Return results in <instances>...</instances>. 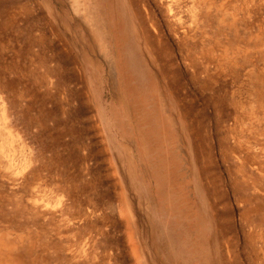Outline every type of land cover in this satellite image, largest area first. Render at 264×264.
Returning a JSON list of instances; mask_svg holds the SVG:
<instances>
[{
    "label": "rangeland",
    "instance_id": "rangeland-1",
    "mask_svg": "<svg viewBox=\"0 0 264 264\" xmlns=\"http://www.w3.org/2000/svg\"><path fill=\"white\" fill-rule=\"evenodd\" d=\"M94 1L0 0V264H264V0Z\"/></svg>",
    "mask_w": 264,
    "mask_h": 264
},
{
    "label": "bare ground",
    "instance_id": "bare-ground-1",
    "mask_svg": "<svg viewBox=\"0 0 264 264\" xmlns=\"http://www.w3.org/2000/svg\"><path fill=\"white\" fill-rule=\"evenodd\" d=\"M191 1V0H190ZM76 2V1H75ZM172 2H173V0H169V2L167 3V5L169 4H171L172 5ZM86 4H85V6L90 10V12H91V14L90 15H92V11H94L95 10V1L94 0H86V2H85ZM73 4V3H72ZM76 5V4H75ZM78 5V4H77ZM165 5H166V3H165ZM169 5H168V7L167 8H169ZM190 6V5H189ZM86 7H84V9L86 10ZM77 8V7H76ZM172 8V7H171ZM94 9V10H93ZM168 10V9H167ZM78 11V10H77ZM87 11V10H86ZM171 11H172V9L170 10V15H171ZM193 11V10H192ZM76 12V11H75ZM169 12V11H168ZM202 12V11H201ZM78 12H76V14H77ZM195 13V12H194ZM89 14V13H88ZM200 14V13H199ZM79 15V14H78ZM89 16V15H88ZM194 16H196L195 14H194ZM79 17V16H78ZM91 17V16H90ZM202 17V16H201ZM148 18V17H147ZM194 18V17H193ZM81 19V18H80ZM90 19V18H89ZM85 20V19H84ZM83 20V21H84ZM85 23V22H84ZM86 24V23H85ZM88 25V24H87ZM151 26V25H150ZM90 28V27H89ZM170 28H172V27H170ZM173 29H174V27H173ZM99 34V35H98ZM98 34H96V39H99V40H101V38H102V36H103V33H98ZM137 36V35H136ZM135 36V37H136ZM142 37L144 38V39H148V41H149V43H150V45H151V47H153V45H152V37L149 35V33H147L146 31H142ZM139 38H140V36H139ZM138 38V39H139ZM33 39V38H32ZM31 39V40H32ZM35 39H36V37H35ZM34 40V39H33ZM37 40V39H36ZM38 40H41V39H38ZM30 41V40H29ZM10 114V113H9ZM0 135H2L1 137L2 138H0V139H2L1 141H0V160H1V162H3V160L5 161L6 160V163L4 164L3 163V165H1L3 168L5 167V168H7V165L9 164V161H10V159L11 158H9V155H10V151H9V147H14L13 145L12 146H10L13 142V140H15V136H16V133H15V131L11 128V126H10V124H9V119H8V113H7V110L5 109V106H4V104H3V102H0ZM17 140V139H16ZM18 144V143H17ZM16 145V144H15ZM11 150V149H10ZM1 167V168H2ZM16 168V167H15ZM8 169V168H7ZM3 171V170H2ZM4 171H5V169H4ZM8 171V170H7ZM26 170H24L23 168H21V169H19L18 171H16L14 174H15V176H14V178L15 177H24V176H26V172H25ZM11 174V173H10ZM6 175V174H5ZM12 175V174H11ZM32 175V174H31ZM13 176V175H12ZM3 177V176H2ZM10 178H8V180H9ZM35 179V178H34ZM16 180H18V179H16ZM21 180V179H20ZM34 205V204H33ZM85 208V207H84ZM83 209V208H82ZM44 210V209H43ZM39 211V210H38ZM84 211V210H83ZM88 212V211H87ZM40 213V212H39ZM89 214V213H88ZM83 215V214H82ZM73 217V216H72ZM64 220V219H63Z\"/></svg>",
    "mask_w": 264,
    "mask_h": 264
}]
</instances>
